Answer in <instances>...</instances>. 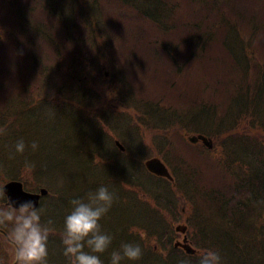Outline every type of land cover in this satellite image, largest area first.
Returning a JSON list of instances; mask_svg holds the SVG:
<instances>
[{
	"label": "trees",
	"instance_id": "16d2710c",
	"mask_svg": "<svg viewBox=\"0 0 264 264\" xmlns=\"http://www.w3.org/2000/svg\"><path fill=\"white\" fill-rule=\"evenodd\" d=\"M22 7L26 10L24 3ZM43 8L46 11L27 12L31 23L28 32L23 26L17 30L23 39L26 36L24 53L28 60L2 59L8 49L2 43L0 31V97L14 90L22 94L16 117L0 112L9 119L7 126H15V131L6 132L7 137L0 143L12 133L23 131V124L28 125L37 114L43 115L51 108L59 114V124L67 134L62 138L53 135L58 156L50 157L46 169L35 158L44 149L35 150L36 154L26 159L33 161L35 176L41 171L45 173L41 176L54 181V176L60 175L56 195L67 215L72 199L87 196L79 197L75 189L85 180L92 178L95 185L108 180L120 181L122 186L135 182L142 189V197L138 201L133 192L128 196V204L120 201L117 188L107 184L117 197L110 210L121 205L120 211L125 215L118 234L124 235L125 231L132 237L136 235L132 228L141 225L147 238L155 236L162 244L161 250L152 252L140 245L143 256L148 257L143 264L172 261L155 258L160 251L167 252L168 257L174 252L171 241L175 221L169 226V210L174 215L181 211L180 216H175L176 222H186L189 241L197 250H217L208 233L213 224L222 228L223 258L232 254L236 264H264V74H253L263 71L259 61H264V56L250 57L243 50L249 45L253 51H264V0H59V10L46 0ZM56 41L59 47L53 45ZM14 46L17 51L21 48ZM55 47L59 49L58 60L39 62L40 54L53 55ZM12 62L19 72L18 88L10 85L15 71ZM45 84L51 94L45 90ZM105 90L110 92L104 99ZM25 91L30 94L27 98ZM103 100L125 109L133 106L142 123L153 121L154 129L161 131L164 138L160 139V154L167 164L165 155L170 151L168 165L174 186L164 179H160L164 185L138 182L144 176L138 169L130 168L151 154L146 147L139 146L142 136L138 132L136 149H127L125 155V175L105 174L111 177L103 180L105 176L98 168L104 159L101 157L100 164H94L92 159L109 146L94 135L105 138L98 118L81 112L86 107L99 106ZM68 109L70 116L66 115ZM50 131L57 133L55 128ZM185 133L212 136L216 143H221V176L217 177L221 184L212 176L209 184H203L200 161L198 168L174 151ZM7 157L2 152L0 163L11 171L14 161ZM19 157L24 162V155ZM113 163L116 162L107 156L104 165ZM76 171L82 172L84 178L80 179ZM96 189L85 188L87 193ZM170 190H174V197ZM176 191L184 196H176ZM178 198L188 206V217L185 205L177 204ZM208 209L214 211L218 220L204 219ZM49 212L53 215L48 216L55 220L56 212ZM114 219L108 212L100 221L102 230L113 240L116 233L110 222ZM123 237L124 242L133 240ZM113 240L110 258L112 251L120 249ZM190 259L198 264L199 255ZM136 262L129 260L124 264Z\"/></svg>",
	"mask_w": 264,
	"mask_h": 264
},
{
	"label": "rangeland",
	"instance_id": "374dc122",
	"mask_svg": "<svg viewBox=\"0 0 264 264\" xmlns=\"http://www.w3.org/2000/svg\"><path fill=\"white\" fill-rule=\"evenodd\" d=\"M39 1L41 0H31V3L32 5H36ZM49 1L54 6H56L57 9L59 10V0H49ZM41 7L42 5H40L35 10L31 9L32 13L36 14L38 10H40ZM215 13L218 14V10H215ZM42 26H43V23H42ZM243 50L248 51V56L250 57L264 56V51H260V52L253 51L252 49L249 48V45L245 46ZM48 60H52V59H46L43 57L42 59L39 60V62L46 64L48 63ZM259 62L261 63L263 71L262 72L254 71L253 74H264V61H259ZM218 78H220V80L217 84H220V89H221V76H218ZM109 92L110 90H107V91L105 90L103 92L104 99L107 97ZM157 93L158 92H156L155 95H157ZM11 98H12V94H4L0 97V112L2 111L4 113H7V107H8L7 102H12ZM201 102L202 100L200 101V103ZM60 104H64V102H60ZM108 105H113V103H108V100H105V101L103 100L102 104H100L99 106L92 105L90 107L84 108V111H81V112H83L84 115L87 114L88 117L90 118L91 117L95 118V116L98 118V122L100 123V127L105 134V138L102 139L101 137H98L96 133L94 135L99 140H101V142L104 140L105 143L110 144L111 148L110 147L108 148L109 152H112V153H114L113 151L117 152L118 149L114 146L115 140H118L127 149H131V148L136 149V146L138 143H137V139L135 138V132H138L142 136V143H140L139 146H141L143 149L146 147V151L149 152L150 150L151 152V154L145 159L151 158V157H158L162 159L163 162L165 163L164 159L162 158V155L160 154V152H162L163 150V148L161 147L163 146V144L160 143V139H164V138L162 137L161 131L154 129L153 121H151L149 124L138 121V116H137L138 112L133 106H127V109H125L124 107L119 109L118 106H116L117 109H110ZM81 107L83 108V106ZM75 111L76 110H74V112ZM66 115L67 116L71 115L69 109ZM0 116H2V114H0ZM21 117H19V119ZM18 122L20 121L18 120ZM0 128L6 129V132H9L11 130H12L11 132L15 131L14 125L4 127L0 123ZM22 128H24L23 131H20L18 133H12L4 143L3 142L0 143V154L3 152L5 159H8L7 156L10 157V154L15 152V143L17 140L22 138L25 141L26 145H29V147H27L25 152L23 153L25 157L24 162L21 161L19 154H15L14 158H12L14 161V166L11 161L12 163L11 171H9L8 168L3 165V163H0V188H2V186L9 180L14 179V180L20 181L23 184L24 189L27 190L28 192H37L38 189L41 187L48 189L49 194L42 199L41 204L39 206V208L42 210L41 217H42V221L44 222H46L50 218V216H48L49 214L53 215L49 211L52 210L53 212H56V215H54L55 223L53 227H57V229L56 230L54 229L53 233L49 237L48 264H69L68 259L63 255V252H64V245L62 244L63 230L59 228V226H61L64 229V218L67 215L65 211H62L64 210L65 207L61 208V204L59 203V197L56 195L57 191L59 190V179L61 177L60 175H57L56 178L54 176V181H50L53 179L48 180V179H45V176L40 175V174H45V173H41V171H39L37 173L39 175L35 176L34 175L35 168L34 167L29 168L25 166V162L27 161L26 157L29 158L31 154L35 153L34 151L31 152L32 149L30 145L33 141H36L38 142V145H39L38 147L39 151H41V149H44L45 152H43V154H40V156H36L35 158L38 160L41 167L46 169L45 165L46 163H48L50 157L58 156L57 150L53 148L56 145V138L53 135L57 134L56 137L62 138L66 136L67 134L63 130L62 126L59 124V114L51 110V108L46 109L43 112V115L37 114L35 117H33V122L31 121L28 125L23 124ZM50 128H55L57 130V133L54 131H50ZM6 137L5 135H0V140ZM210 138L213 140L214 145H215V140L213 139V137L211 136ZM82 143L85 144L86 140L84 139ZM189 145L190 144L187 143L184 137V140L181 143H177L176 145L177 147L174 149V151H177L178 153L182 154L184 159L188 163L192 164L193 166L198 167L197 161H200L201 164L210 163L218 168L219 157H221V143H217V146L215 145L214 148L209 152L204 149L199 148V145H195V146L190 145L192 147H190ZM168 152L170 151H167V154L165 156L167 160L169 161L168 164H171ZM94 157L92 159L93 163L97 162V160L94 159ZM101 157L104 160L99 165L98 172L102 174L103 176H105L103 180L106 181L108 177H111L110 175H105V174L119 173L121 175H125V171H127L128 169V166L126 163L116 162L111 165L105 166L104 162L107 159V155H105L102 152ZM41 159H46V160L42 162ZM144 160H142L140 164H135V167L141 170L144 177H147V179L145 180L149 183L154 182L155 184L164 185L163 181L153 178L145 171L143 167ZM29 162H31L34 165L32 160ZM51 163L56 164V163H53V161H51ZM165 164L170 169L169 165L167 163ZM71 167L80 168L76 166H71ZM200 168L203 169V166H201ZM132 169H135V168H132ZM76 174L80 177V179L84 178V175L82 172L76 171ZM210 176H214V175L212 172L208 171L207 174L203 175L202 180H201L202 183L209 184L208 177ZM107 183L109 184L111 188L118 189V197L122 203L128 204L127 203L128 196H130L133 192L138 196V201L141 200L139 198L142 197V192H141L142 189L140 190V188L136 187L135 182H132L133 183L132 185L123 184L125 187L121 185L120 181L112 182L111 180H108ZM107 183L101 184V185H98V184L95 185L94 179L91 178L81 183V185L84 188L83 190H81L82 186L79 184L76 185L75 189L78 190L79 197L80 196L83 197L87 194V191L85 190V188H88V186L92 188L94 187L99 188L100 186L108 187ZM167 188L169 190L171 186H168ZM170 195L174 197V190L173 191L170 190ZM175 195L184 196L182 193H178L177 191L175 192ZM123 197H126V200H123ZM179 203H182L183 205H185L183 201L178 198L177 204ZM7 204H8L7 195H5L4 197H0V207H6ZM121 208H122L121 205H117L115 206L113 211L112 210L109 211V214H111L113 217H118L117 219L115 218L113 221L110 222V226L112 225V229L116 233L115 239L113 240L114 244L120 248L121 243L124 242L123 236L125 235L126 237L135 240L138 244L144 246L146 250L149 252L161 250L162 244L157 241L155 236L147 238L146 237L147 232L141 225H138L132 228V232H135L136 234L132 237H129L128 233L125 231H124V235L122 233H120V235L118 234L121 229V223L125 219V215L122 214L120 211ZM184 208H185L184 209L185 215L186 217H188L190 215L188 206L185 205ZM180 213L181 211H179L177 214L174 215L171 212V210H169V214L173 216V218H171V216L170 217L167 216V219L169 221V226H170V222H173V221L175 222H173L172 225H177L178 223H182V224L186 223V222H176L177 220L175 219V216L176 215L180 216ZM201 217L203 216L201 215ZM128 218H129V214L127 215L126 219ZM204 219L209 220V221L218 220L214 211L211 209L207 210V216H205ZM221 229H222L221 227L214 226L213 224H211L208 229V233L210 234L212 238L211 240L214 242L215 247L220 253H221V235H222ZM6 231L7 232L10 231V227L7 228ZM172 238L174 241L178 239L179 236L175 232H173ZM112 244L106 252H104L103 254H99L104 264H109L110 262V250L112 249ZM171 246H173V243H171ZM0 257H2L5 262L7 261V257L3 256V254H0ZM155 258L158 260H165L166 258L167 259L175 258L176 260L184 259L182 258L181 255H178V254L168 257L167 252H161V251L159 252L158 255L155 256ZM147 259L148 257L142 256V258L138 260L135 264H143ZM222 259L224 261V264H236L235 257L232 256V254H230L229 257H226V258L222 257ZM126 261L127 259L122 260L121 264H124ZM191 262L192 264L196 263V261H191ZM170 264H178V262L174 261V262H171Z\"/></svg>",
	"mask_w": 264,
	"mask_h": 264
},
{
	"label": "clouds",
	"instance_id": "9594fccd",
	"mask_svg": "<svg viewBox=\"0 0 264 264\" xmlns=\"http://www.w3.org/2000/svg\"><path fill=\"white\" fill-rule=\"evenodd\" d=\"M6 129L0 128V135H5ZM21 138L15 143V152L23 154L26 148ZM37 150L38 142L30 145ZM26 167H34L31 162H25ZM6 192L0 188V197ZM116 194L107 186H100L94 192L87 193L85 198L72 199L71 210L64 218L62 244L63 255L69 264H104L99 254L106 252L113 240V236L104 232L100 221L112 208ZM18 205V206H17ZM42 210L32 200L22 202L13 201L8 197L6 207H0V228H9L7 239L13 247L15 264H48V242L53 233L54 220L49 218L42 221ZM87 249V250H86ZM143 256V249L138 243L123 242L119 250L111 252L109 264H121L124 259L138 261ZM0 264H5L0 258ZM178 264H192L191 259L184 258ZM198 264H222V256L218 250H206L199 254Z\"/></svg>",
	"mask_w": 264,
	"mask_h": 264
},
{
	"label": "water",
	"instance_id": "95a60500",
	"mask_svg": "<svg viewBox=\"0 0 264 264\" xmlns=\"http://www.w3.org/2000/svg\"><path fill=\"white\" fill-rule=\"evenodd\" d=\"M189 140L193 143L201 141V143L205 145L206 147L208 148L212 147L211 140L205 137H202V136L189 137ZM115 144L119 146L118 142H116ZM120 149L123 150L122 148ZM144 166L150 173L157 175V176L165 177L171 180V177L169 175L167 168L159 159L153 158V159L147 160ZM3 189L5 190L7 197H11L13 201L22 202L25 200H32L36 203L37 207L39 205L40 197L45 196L47 194V191L45 189H41L38 194L25 192L22 189V185L19 182H10L6 184ZM177 229L180 230L181 232H184V228L178 227ZM184 240L186 241V239ZM181 246L185 249L187 253L189 254L194 253V251L189 246L187 245H181Z\"/></svg>",
	"mask_w": 264,
	"mask_h": 264
},
{
	"label": "flooded vegetation",
	"instance_id": "af4514ba",
	"mask_svg": "<svg viewBox=\"0 0 264 264\" xmlns=\"http://www.w3.org/2000/svg\"><path fill=\"white\" fill-rule=\"evenodd\" d=\"M13 252V247L10 244H7L2 238H0V254H3V256L11 255ZM2 258V257H0ZM12 262L6 261L5 264H12Z\"/></svg>",
	"mask_w": 264,
	"mask_h": 264
}]
</instances>
